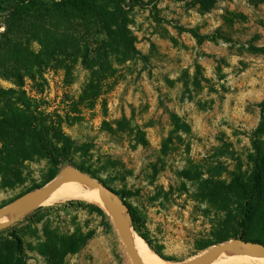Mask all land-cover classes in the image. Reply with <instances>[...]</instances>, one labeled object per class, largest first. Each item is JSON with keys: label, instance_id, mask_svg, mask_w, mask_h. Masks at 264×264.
<instances>
[{"label": "rangeland", "instance_id": "obj_1", "mask_svg": "<svg viewBox=\"0 0 264 264\" xmlns=\"http://www.w3.org/2000/svg\"><path fill=\"white\" fill-rule=\"evenodd\" d=\"M122 2L139 54L114 63L104 94L93 108L82 103L64 130L79 149L74 164L98 171L120 205L133 209L153 252L178 264L237 228L229 215L237 205L211 201L205 181L252 169L251 136L264 115V0ZM44 77L42 86L28 81L25 89L65 116L90 71L78 63L70 76L52 68ZM66 168L76 166L27 163L14 188H3L0 177V206ZM69 201L42 204L11 225L27 264H132L104 207ZM48 232L88 239L67 254L54 250Z\"/></svg>", "mask_w": 264, "mask_h": 264}, {"label": "trees", "instance_id": "obj_2", "mask_svg": "<svg viewBox=\"0 0 264 264\" xmlns=\"http://www.w3.org/2000/svg\"><path fill=\"white\" fill-rule=\"evenodd\" d=\"M122 5V0H0V79L14 86L5 88L0 84L3 188L23 184L27 163L39 160H47L54 169L76 166L104 182L98 171L74 164L79 149L64 125L82 103H87L89 108L95 106L104 94L105 83L117 72L114 63L139 54ZM260 51L264 54V49ZM78 63L90 71V79L79 101L72 102L65 116L46 110L25 89L28 81L34 88L42 86L48 69L64 70L70 76ZM251 144L249 174L237 169L227 178L211 175L205 181L209 199L237 205L238 214L233 216L229 212L236 222V231H220L215 243L202 247L203 250L234 238L264 245V115L252 133ZM54 178L21 195L43 187ZM74 202L79 203L74 200L68 203ZM128 212L135 231L148 242L129 206ZM46 236L55 251L67 254L78 253L88 239L83 235L65 237L56 232H48ZM0 264H27L24 241L11 225L0 230Z\"/></svg>", "mask_w": 264, "mask_h": 264}, {"label": "water", "instance_id": "obj_3", "mask_svg": "<svg viewBox=\"0 0 264 264\" xmlns=\"http://www.w3.org/2000/svg\"><path fill=\"white\" fill-rule=\"evenodd\" d=\"M70 182L86 183L92 186L97 191V193L103 200L104 209L107 211L108 215L110 216L112 223L118 233L120 240L124 245L125 251L129 256L132 264H144L143 261H141V259L138 256L129 227L119 215V210L115 204V200L118 201V194L111 187L106 185L104 182L95 179L89 174L75 168H66L64 171H62L59 175H57L54 179H52L50 182L45 184L43 187L27 192L21 195L20 197H18L17 199L11 201L10 203L1 206L0 218L11 211H16L21 208H26V209L21 215L16 217L13 221L3 226H0V230L5 229L6 227L16 223L18 220L24 217L29 210L41 206L43 201L49 196L51 192H53L59 186ZM124 208L126 209L131 220V215L128 212V208L126 207ZM226 253L229 254L256 253L261 256H264V245L258 242H249L243 239L234 238L227 242L213 245L203 250L200 254L194 256L193 258H190L187 261H183L179 264H209L215 258Z\"/></svg>", "mask_w": 264, "mask_h": 264}, {"label": "bare ground", "instance_id": "obj_4", "mask_svg": "<svg viewBox=\"0 0 264 264\" xmlns=\"http://www.w3.org/2000/svg\"><path fill=\"white\" fill-rule=\"evenodd\" d=\"M68 200H82L89 203L97 204L104 207L103 200L97 193V191L89 184L82 182H70L59 186L43 201L44 205H52L58 202H64ZM115 204L119 210V215L122 220L127 224L131 232L135 248L138 256L144 264H172L153 252V250L147 245V243L137 233L132 230L130 217L124 207H122L118 201L115 200ZM26 208H21L16 211H11L8 214L0 218V226H3L16 217L21 215ZM179 264V263H178ZM209 264H264V256L259 254H223Z\"/></svg>", "mask_w": 264, "mask_h": 264}]
</instances>
